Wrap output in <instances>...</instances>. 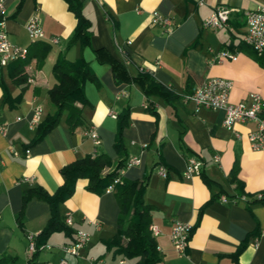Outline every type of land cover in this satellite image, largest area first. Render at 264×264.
Segmentation results:
<instances>
[{
	"label": "crops",
	"instance_id": "crops-1",
	"mask_svg": "<svg viewBox=\"0 0 264 264\" xmlns=\"http://www.w3.org/2000/svg\"><path fill=\"white\" fill-rule=\"evenodd\" d=\"M79 1L89 22L87 46L71 42L78 21L63 0H4L9 40L28 55L0 66V257L16 258V264H58L63 258L69 264H85L86 259L137 263L107 248L117 229L115 194L86 190V179L76 182L73 195L59 208L64 218L71 217L72 236L53 233L45 241L51 250L44 257V251L32 260L27 255L26 237L43 231L50 208L35 197L23 205L24 193L42 189L54 195L64 183V167L94 157L93 142L83 134L94 129L100 139L95 157L110 162L102 175L126 159L140 160L121 179L145 184L150 227L159 231L152 235L158 264H264V202L254 197L264 193V151L250 147L247 135L254 124L227 129L223 112L195 113L192 104L182 102L183 95L213 79L233 83L230 103L249 105L252 93L264 101V54L257 56L242 43L245 14L264 9V0ZM218 7L232 10L227 26L203 29ZM155 13L170 19L171 29L153 25ZM34 14L44 37L32 42L26 24ZM223 49L236 50L237 58L210 65L209 51ZM59 59L81 61L90 69L92 77L83 84L86 102L75 103L82 125L71 130L63 113L56 127L39 138L38 126L30 128L29 122L37 106L43 111L42 126L56 112L49 91ZM113 64L123 68L117 76ZM142 75L146 80L138 79ZM119 133L123 149L117 152ZM190 158L201 161L202 170L185 179ZM160 166L166 178L158 174ZM234 167L243 196L232 177ZM175 223L194 227L183 256L170 242ZM79 231L87 232L90 241L78 258L66 257L61 248L71 245Z\"/></svg>",
	"mask_w": 264,
	"mask_h": 264
},
{
	"label": "trees",
	"instance_id": "trees-1",
	"mask_svg": "<svg viewBox=\"0 0 264 264\" xmlns=\"http://www.w3.org/2000/svg\"><path fill=\"white\" fill-rule=\"evenodd\" d=\"M63 1L78 21L71 42H79L81 46L89 45L91 35L89 32V22L81 13L80 1ZM113 69L116 76L117 70L123 71V68L116 64H113ZM53 74L56 83L49 91V98L56 112L54 116H49L43 122V126L38 125L39 138L56 127L63 113H66L65 123L71 130L82 125L81 110L75 106V103L79 102L83 106L86 102L83 96V84L92 77L90 69L81 61L69 63L65 59H59L54 65ZM146 78V76L142 75L138 79L146 80ZM116 118L118 119V116ZM120 134L114 143V148L117 152L123 149ZM127 160L120 162L111 172L102 175L103 170L110 166L109 160L102 155L86 157L67 165L61 170L64 183L54 195H49L42 189H36L35 192H25L23 195V205L35 197L46 202L50 208L48 223L43 231L36 236V247L39 248L45 245L48 237L56 232H64L67 236H72L73 233L65 224V218L61 215L59 208L63 202L71 198L76 182L79 179H86L88 181L86 190L96 195H102L105 193L106 188L119 177V172L125 168ZM236 172V167H234L232 177L237 181ZM237 185L239 189L238 196H243L242 184L237 181ZM144 192L145 184L141 182L126 183L121 179V184L114 186L113 193L115 194L119 209L117 229L114 236L106 242V246L109 250H114L116 255H120L126 259H137L136 264H158L160 261L159 256L157 255L154 238L149 230L151 225V208L144 203ZM254 197L258 201L264 202V193H259ZM74 241L75 238L72 243ZM38 253L33 254L32 258ZM0 264H16V258L1 256Z\"/></svg>",
	"mask_w": 264,
	"mask_h": 264
},
{
	"label": "built area",
	"instance_id": "built-area-1",
	"mask_svg": "<svg viewBox=\"0 0 264 264\" xmlns=\"http://www.w3.org/2000/svg\"><path fill=\"white\" fill-rule=\"evenodd\" d=\"M232 10L218 7L213 13L202 23L203 29L220 30L227 26ZM246 32L243 36L242 43L250 48L257 56L264 54V9H257L245 14ZM6 15L4 0H0V66H6L10 61L25 60L28 55V50L19 48L11 44L8 33L5 29ZM152 24L161 26L164 29H171L172 23L170 19L162 17L155 13L152 16ZM26 31L32 42L43 39L41 21L37 14H34L26 24ZM56 42L55 39L52 40ZM210 57L208 63L210 65H218L225 60L234 61L237 58L236 50L223 49L218 52L209 51ZM233 88V83L224 79H213L201 87L195 89L191 94L183 95L182 102L184 104H192L194 112L197 113L201 109L211 111H221L224 114L223 126L227 129L232 128L236 124L253 123L254 129L248 131V141L253 151H264V101L260 95L252 93L249 96L250 103L233 104L230 103L229 97ZM42 108L37 106L34 109L33 116L29 122V127H37L42 116ZM113 116V115H112ZM2 131V129H0ZM84 136L92 140L94 145L93 156L97 153V148L100 145V139L94 129L84 131ZM28 151H26V154ZM214 160L218 162V157ZM140 160L138 158H130L126 162L125 168L120 170L117 177L111 185H109L105 193H113L114 186L121 184V176L126 168L138 166ZM202 170V162L190 158L186 162L183 172L185 179H191L199 176ZM158 174L162 178H166V169L163 166L159 167ZM260 197V196H258ZM66 225H71L72 220L69 214L65 217ZM150 232L153 236H157L159 231L156 227H150ZM192 233V226L184 223H175L171 229L170 242L176 248L180 255H184ZM28 251L27 255L32 258L36 252L49 251L51 247L43 245L36 247V235L28 234ZM90 241V235L87 232L79 231L75 235V241L71 245L61 248V252L65 256L79 257L80 251L86 247ZM48 264V263H43ZM58 264H69L63 258ZM85 264H101L100 260L86 259Z\"/></svg>",
	"mask_w": 264,
	"mask_h": 264
},
{
	"label": "rangeland",
	"instance_id": "rangeland-1",
	"mask_svg": "<svg viewBox=\"0 0 264 264\" xmlns=\"http://www.w3.org/2000/svg\"><path fill=\"white\" fill-rule=\"evenodd\" d=\"M42 254L40 255V258H42V257H44L45 255H44V253H45V251L44 252H41ZM62 253V252H61ZM63 254V253H62ZM64 255V254H63ZM67 257V256H66Z\"/></svg>",
	"mask_w": 264,
	"mask_h": 264
}]
</instances>
